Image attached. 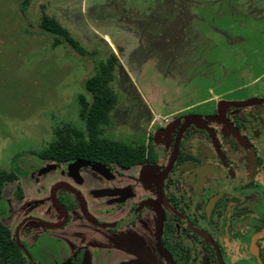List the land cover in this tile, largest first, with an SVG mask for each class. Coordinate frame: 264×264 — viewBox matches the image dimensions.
Segmentation results:
<instances>
[{"label":"rangeland","instance_id":"1","mask_svg":"<svg viewBox=\"0 0 264 264\" xmlns=\"http://www.w3.org/2000/svg\"><path fill=\"white\" fill-rule=\"evenodd\" d=\"M44 16L76 49L55 44L57 37L39 28ZM108 63L113 102L96 137L131 145L147 118H170L212 96L240 100L257 92L264 0H0V175L13 179L3 184L7 199L16 198L21 182L28 183L22 184L28 198L46 196L47 176L35 195L32 180L14 168H43L41 154L57 131L71 137L73 128L90 139L82 117L83 101H91L85 83ZM40 231L32 253L41 262L67 253L49 241L52 230ZM104 262L111 264L110 255Z\"/></svg>","mask_w":264,"mask_h":264},{"label":"flooded vegetation","instance_id":"2","mask_svg":"<svg viewBox=\"0 0 264 264\" xmlns=\"http://www.w3.org/2000/svg\"><path fill=\"white\" fill-rule=\"evenodd\" d=\"M256 82L245 99L147 118L124 161L79 152L32 173L17 166L35 195L41 177L48 187L39 201L27 182L11 200L1 186L0 264H172L161 253L174 264H264V103L220 107L264 100V71ZM41 228L67 250L51 263L32 253Z\"/></svg>","mask_w":264,"mask_h":264},{"label":"trees","instance_id":"3","mask_svg":"<svg viewBox=\"0 0 264 264\" xmlns=\"http://www.w3.org/2000/svg\"><path fill=\"white\" fill-rule=\"evenodd\" d=\"M39 28L50 35L57 37L54 41L55 44H67L72 49H76V42L68 36L64 29L50 18L44 16L42 22L39 24ZM109 65V63L107 66L101 64L97 75L88 79L85 83L91 101L89 103L83 101L82 117L84 119L86 130L91 135L90 139L85 141L80 137L79 132L75 131L73 128L71 129V137L68 135L69 131H66L65 133L57 131L56 135L58 138L41 154L42 159L70 161L76 153L91 152L97 153L103 157H110L118 161H124L128 158V154L135 150L132 144L126 145L128 147L111 143L103 144L100 143L96 137L95 128L99 123L104 121L107 111L110 109L113 102V93L109 86L111 80V70L109 69ZM14 172L20 173L18 168H14ZM7 180H13L11 175L7 177ZM7 180L6 176L0 175V190L1 186L5 184L4 181ZM7 243L8 248L15 247L11 240L8 239Z\"/></svg>","mask_w":264,"mask_h":264},{"label":"water","instance_id":"4","mask_svg":"<svg viewBox=\"0 0 264 264\" xmlns=\"http://www.w3.org/2000/svg\"><path fill=\"white\" fill-rule=\"evenodd\" d=\"M245 103H250V104L264 103V100L256 99V100H251V101H248V102H242V101L223 102V103H220V107H222L223 104L226 105V106H228V107H230V106L231 107H239V106L245 105ZM196 120H197V118L191 119L192 122H194ZM49 169H50V166H48L47 168H45L43 171L45 172V171H48ZM18 246L21 247V245L19 243H18ZM161 255L166 260H168L169 262H171L172 264H174L170 257L168 258L167 255H165L164 253H161Z\"/></svg>","mask_w":264,"mask_h":264}]
</instances>
